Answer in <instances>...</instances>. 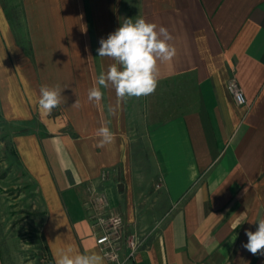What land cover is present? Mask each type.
<instances>
[{
  "label": "crops",
  "instance_id": "0c3cea01",
  "mask_svg": "<svg viewBox=\"0 0 264 264\" xmlns=\"http://www.w3.org/2000/svg\"><path fill=\"white\" fill-rule=\"evenodd\" d=\"M18 5L29 51L16 42L0 1V109L7 120L37 123L13 141L41 202L53 263L69 248L102 256L89 216L113 213L122 220L123 256L128 237L144 240L127 264H264V255L243 247L264 219V0ZM135 8L157 31L167 28L176 48L171 61H158V86L148 95L163 118L137 134L114 89L88 100L113 63L98 56L99 40ZM232 77L248 106L228 92ZM42 85H58L65 98L51 113L39 108ZM101 126L115 134L103 148L96 147ZM99 194L107 204L95 209L90 199Z\"/></svg>",
  "mask_w": 264,
  "mask_h": 264
},
{
  "label": "clouds",
  "instance_id": "9594fccd",
  "mask_svg": "<svg viewBox=\"0 0 264 264\" xmlns=\"http://www.w3.org/2000/svg\"><path fill=\"white\" fill-rule=\"evenodd\" d=\"M172 37L167 28L137 17L125 19L119 28L106 39L99 40L98 56L108 58L111 63L101 72L96 85L88 91V100L99 102L103 98L101 88L114 89L117 100L148 96L158 86V61H171L176 55V48L168 43ZM62 89L57 86L42 85L39 95V108L46 113L60 106L65 98ZM79 106V101L73 105ZM113 113V109H109ZM97 135L100 137L96 147L103 148L114 141L115 134L107 126H101ZM239 227V225L237 226ZM248 241L243 247L253 255H264V219L258 221L255 232L247 231ZM56 264H104V258L98 253L79 254L71 248L62 250Z\"/></svg>",
  "mask_w": 264,
  "mask_h": 264
},
{
  "label": "rangeland",
  "instance_id": "374dc122",
  "mask_svg": "<svg viewBox=\"0 0 264 264\" xmlns=\"http://www.w3.org/2000/svg\"><path fill=\"white\" fill-rule=\"evenodd\" d=\"M0 1L15 28L16 42L18 40L19 44L25 48L24 52H28V39L24 25L21 23L22 15L18 0ZM136 13V8L132 9L130 14L125 11L121 16L122 23L128 17L135 21ZM150 99L152 97L148 98V96L126 98V105L129 106L130 112L131 133L137 134L146 125L161 121L158 118H163V116L156 117L158 110L151 105V102L155 101ZM166 114L168 113H164ZM36 126V122L7 120L0 109V243L3 244L5 264H51L43 250L45 243L41 225L44 216L41 202L18 159V154L15 153L16 147L13 141L15 133L29 132L31 127L35 130ZM50 161L59 180L58 166L51 157Z\"/></svg>",
  "mask_w": 264,
  "mask_h": 264
},
{
  "label": "built area",
  "instance_id": "2783aa9c",
  "mask_svg": "<svg viewBox=\"0 0 264 264\" xmlns=\"http://www.w3.org/2000/svg\"><path fill=\"white\" fill-rule=\"evenodd\" d=\"M227 90L236 105L248 106L244 91L236 78L232 77L229 79ZM103 176H105V172ZM90 203L95 209H99L102 208L103 205H106L107 201L103 194H99L92 197ZM89 219L92 220V227L100 229L99 233L94 236L95 243L103 258L109 264H127V262L134 257L138 248L143 244V239L136 237L134 234L131 235L125 241L127 253L123 256V238L120 233L122 220L120 216L113 213L108 216L100 213H92Z\"/></svg>",
  "mask_w": 264,
  "mask_h": 264
},
{
  "label": "trees",
  "instance_id": "16d2710c",
  "mask_svg": "<svg viewBox=\"0 0 264 264\" xmlns=\"http://www.w3.org/2000/svg\"><path fill=\"white\" fill-rule=\"evenodd\" d=\"M18 41V40H17ZM19 43V42H18ZM5 123H7L6 121H4ZM23 134V133H26L25 131H22V132H18V133H15L14 135H16V134ZM15 153L17 154V151H16V149H15ZM43 214V213H42ZM43 250L45 251V253L48 255V257H49V260H50V263L51 264H54L53 263V261H52V258H51V255H50V253H49V250H48V247L45 245L44 247H43ZM3 244L2 243H0V256H1V258H2V261L4 262V264L6 263L5 262V258H4V255H3Z\"/></svg>",
  "mask_w": 264,
  "mask_h": 264
}]
</instances>
